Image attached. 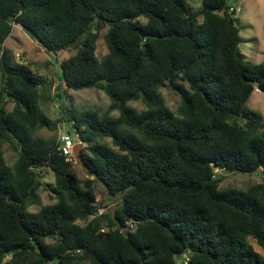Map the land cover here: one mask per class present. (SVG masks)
I'll list each match as a JSON object with an SVG mask.
<instances>
[{
  "label": "trees",
  "instance_id": "16d2710c",
  "mask_svg": "<svg viewBox=\"0 0 264 264\" xmlns=\"http://www.w3.org/2000/svg\"><path fill=\"white\" fill-rule=\"evenodd\" d=\"M191 2L0 0V264H264L249 242L264 254V176L245 190L217 177L264 169V123L247 107L264 93V61L244 63L227 0ZM13 26L50 56L75 52L59 62L54 100L93 175L36 134L56 131L40 106L52 81L2 48ZM161 88L179 97L176 112ZM83 89L104 92L107 109L66 102ZM97 185L118 196L113 212ZM40 190L53 203L31 211Z\"/></svg>",
  "mask_w": 264,
  "mask_h": 264
},
{
  "label": "rangeland",
  "instance_id": "374dc122",
  "mask_svg": "<svg viewBox=\"0 0 264 264\" xmlns=\"http://www.w3.org/2000/svg\"><path fill=\"white\" fill-rule=\"evenodd\" d=\"M194 9L201 7L200 0H192ZM227 5L234 10V17L236 18V27L240 38L239 50L243 55L244 63L253 65L260 64L264 61V0H227ZM105 31L100 33L99 39L96 43V56L101 58L106 52V44L103 38ZM34 43L21 29L12 27L10 35L5 40L4 49L12 52L17 63H29L31 69L38 75L46 77L51 80L50 86L43 91V100L41 101V109L48 116L50 120L56 123V131H48L46 129H39L37 135L46 140L56 139L60 142V136L63 133H69L72 137H76L75 131L62 119L58 104L63 101L54 100V95L57 92L56 88L59 85L57 78L61 76L59 69V62L68 59L75 52L62 51L57 56H50L42 51L37 50ZM38 51V52H36ZM45 54V55H44ZM49 62L45 60V57ZM57 77V78H56ZM1 84V74H0ZM160 93L165 101L167 107L173 112L177 111L180 105V99L170 89L161 88ZM69 99L66 102L71 103L78 111H96L103 113L109 106V99L98 89H83L79 91H69ZM137 111L143 109V104L140 101L128 103ZM247 107L262 117L264 123V93L255 90L249 97ZM7 110L11 109V105L6 106ZM112 116L116 117L117 112H112ZM96 141V140H93ZM103 143L111 146L109 139H104ZM76 144H81L80 153L83 151V144L78 140ZM4 159L8 165H12L16 159V154L12 152L7 146H4ZM75 168L81 178L85 177V173L77 162ZM77 164V165H76ZM42 175L43 180L48 183H54V175L50 170L44 169ZM264 176V169H259L251 174H243L240 172L219 171L217 177L220 180L219 187H232L240 190H245L249 186L262 182ZM98 200L102 211L113 212L119 203V198L109 197L100 185H97ZM53 200L48 194L42 190L38 192V203L30 208L31 211H37L41 206L51 204ZM79 224L84 225L86 221H80ZM254 249L260 254L264 255L262 250L253 242L249 241Z\"/></svg>",
  "mask_w": 264,
  "mask_h": 264
},
{
  "label": "built area",
  "instance_id": "2783aa9c",
  "mask_svg": "<svg viewBox=\"0 0 264 264\" xmlns=\"http://www.w3.org/2000/svg\"><path fill=\"white\" fill-rule=\"evenodd\" d=\"M79 138L76 134V137H72L69 133H63L60 136V152L65 157L67 162L75 163V157L73 154V148L78 142Z\"/></svg>",
  "mask_w": 264,
  "mask_h": 264
},
{
  "label": "water",
  "instance_id": "95a60500",
  "mask_svg": "<svg viewBox=\"0 0 264 264\" xmlns=\"http://www.w3.org/2000/svg\"><path fill=\"white\" fill-rule=\"evenodd\" d=\"M224 10L228 12L226 8H224ZM81 146H82L81 144H76L73 148V154H74L75 160L85 173L93 175V173L89 170V168L85 165V163L82 160V156L79 150Z\"/></svg>",
  "mask_w": 264,
  "mask_h": 264
},
{
  "label": "crops",
  "instance_id": "0c3cea01",
  "mask_svg": "<svg viewBox=\"0 0 264 264\" xmlns=\"http://www.w3.org/2000/svg\"><path fill=\"white\" fill-rule=\"evenodd\" d=\"M14 27H17V26H14ZM18 28H19V27H18ZM19 29H20V28H19ZM33 46H34V45H33ZM34 48H36L37 50L42 51V53H45V52L43 51V49H42L41 47H39L38 45H35ZM36 52H38V51H36ZM44 55H45V54H44ZM44 55H43V56H44ZM44 57H45V56H44ZM45 60L49 62V59L46 58V57H45Z\"/></svg>",
  "mask_w": 264,
  "mask_h": 264
}]
</instances>
